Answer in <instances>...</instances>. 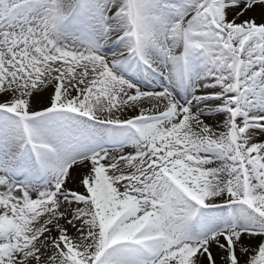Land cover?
Segmentation results:
<instances>
[{
	"label": "snow or ice",
	"instance_id": "1",
	"mask_svg": "<svg viewBox=\"0 0 264 264\" xmlns=\"http://www.w3.org/2000/svg\"><path fill=\"white\" fill-rule=\"evenodd\" d=\"M0 264H264V0H0Z\"/></svg>",
	"mask_w": 264,
	"mask_h": 264
}]
</instances>
